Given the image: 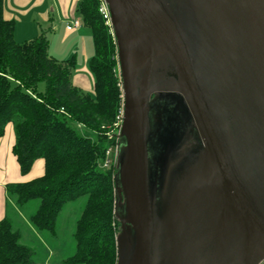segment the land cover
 <instances>
[{"label": "water", "instance_id": "95a60500", "mask_svg": "<svg viewBox=\"0 0 264 264\" xmlns=\"http://www.w3.org/2000/svg\"><path fill=\"white\" fill-rule=\"evenodd\" d=\"M105 2L124 106L116 264H259L264 0ZM156 106L176 133L150 152Z\"/></svg>", "mask_w": 264, "mask_h": 264}, {"label": "trees", "instance_id": "16d2710c", "mask_svg": "<svg viewBox=\"0 0 264 264\" xmlns=\"http://www.w3.org/2000/svg\"><path fill=\"white\" fill-rule=\"evenodd\" d=\"M99 0H78L76 11L92 33L94 53L89 68L94 91L87 93L72 82L75 56L57 59L48 51L49 30L31 40L14 39V21L3 15L0 0V136L13 123L12 152L20 172H29L37 158L44 173L5 185L9 200L24 206L38 200L29 215L38 231L56 235L63 206L86 196L76 220L75 251L63 264H116L120 222L115 216L116 164L103 167L108 133L121 104L117 47L111 27L99 12ZM43 82L44 88H39ZM75 126H74V125ZM87 129L89 136L81 130ZM36 250L21 243L12 220H0V264H33Z\"/></svg>", "mask_w": 264, "mask_h": 264}, {"label": "crops", "instance_id": "0c3cea01", "mask_svg": "<svg viewBox=\"0 0 264 264\" xmlns=\"http://www.w3.org/2000/svg\"><path fill=\"white\" fill-rule=\"evenodd\" d=\"M77 2L78 0H3V15L14 21L13 34L17 42L31 40L42 31L49 30L50 55L57 59H67L74 55L76 64L72 82L92 94L94 76L89 68V60L94 53L92 33L83 24L67 29L73 19L81 20L76 11ZM14 141V128L7 123L3 135L0 136V220L6 215L9 216L13 227L20 233L21 243L29 245L28 236H33L36 230L29 222V215L37 208L38 201L32 200L24 206H17L8 199L5 185L41 176L44 173V160L37 158L29 172L22 174L12 152ZM8 208H11L13 215H9ZM19 225L24 229H20Z\"/></svg>", "mask_w": 264, "mask_h": 264}, {"label": "rangeland", "instance_id": "374dc122", "mask_svg": "<svg viewBox=\"0 0 264 264\" xmlns=\"http://www.w3.org/2000/svg\"><path fill=\"white\" fill-rule=\"evenodd\" d=\"M48 35H49V32H48ZM91 41H93L92 35H91ZM117 73L119 76L118 64H117ZM39 88L41 89L44 88L43 82L39 84ZM121 101H122V97H121ZM118 112H119V109L115 116V121L117 120L116 117L118 115ZM152 116H153V113H152ZM114 122L112 124L111 129L113 130L114 133H117V128ZM8 124L10 126H13L12 122H8ZM175 129H176V124L175 125L170 124L168 125L167 131L165 132L164 126L157 128V126L154 124V120H152V123H150L149 125V132H151L153 136L148 137V146H149L150 152L152 150L153 151L155 150V145L157 144V141H158L159 132L161 134V140H165L168 138L173 139L176 133ZM81 131L89 136L94 135L91 131L87 129H82ZM111 134L112 132L110 131L108 133V137L112 140V146L115 147L117 144V140H116V137H112ZM124 143L125 141H124V138L122 137L118 145V155H116L117 152L115 151V149L112 150V153L110 154L111 163L119 164ZM115 179H116L115 183L118 188L119 185H118V173L117 172L115 174ZM33 201H38V200L36 199ZM85 201H86V196H81L77 198L76 200L70 201L64 205V207L62 208L56 220V235L55 236H52L47 231H38V230H34L35 234L33 236L32 235L31 237L28 236L29 237L28 244L32 246L34 250H36L34 254L33 264H63L62 263L63 258L72 254L75 251V242L73 239V232L75 229L76 220L78 219V217L80 216L83 210ZM114 211L118 218L123 216L124 203L120 197L115 199ZM8 212L10 213V214L8 213L9 215H13L11 208L10 209L8 208ZM19 227L20 229H24L22 225H19ZM117 240H118V244L120 247L121 245L120 236H119V239Z\"/></svg>", "mask_w": 264, "mask_h": 264}, {"label": "built area", "instance_id": "2783aa9c", "mask_svg": "<svg viewBox=\"0 0 264 264\" xmlns=\"http://www.w3.org/2000/svg\"><path fill=\"white\" fill-rule=\"evenodd\" d=\"M100 4H99V12L102 14L103 18L105 19V23L110 26V13L108 11V7L107 4L105 2V0H99ZM82 24L81 20L78 19H73L68 25H67V29H72L75 27H78ZM121 81V80H120ZM122 90V88H121ZM122 97V101H121V105L119 107V112L117 115V120L114 122L116 128H117V133H114L113 130H111L112 137H116L117 140V144L115 147L110 146L107 151H106V158L104 160V162L102 163L103 167H109L111 164V159H110V154L112 153V150L115 149V151L117 152L118 149V142H119V134H120V128H121V124H122V120H123V111H124V106H123V95L121 94ZM117 155V154H116Z\"/></svg>", "mask_w": 264, "mask_h": 264}, {"label": "flooded vegetation", "instance_id": "af4514ba", "mask_svg": "<svg viewBox=\"0 0 264 264\" xmlns=\"http://www.w3.org/2000/svg\"><path fill=\"white\" fill-rule=\"evenodd\" d=\"M152 99H154V98H156V95L155 94H153L152 95V97H151ZM180 109L182 110V113H183V111H184V107H181V108H177V111L179 112L180 111ZM154 111H155V122H154V124L157 126V127H159L160 125H161V119H162V117H160L161 115V112H162V108H160V106H156V107H154ZM181 113V114H182ZM180 114V115H181ZM184 114V113H183ZM153 154H155L154 152H153ZM155 156V155H154ZM159 165L155 162V166H154V171H153V173L156 175V178H158V172H159V167H158ZM156 190H157V193L159 194V184L158 183H156ZM259 264H264V259L259 263Z\"/></svg>", "mask_w": 264, "mask_h": 264}]
</instances>
